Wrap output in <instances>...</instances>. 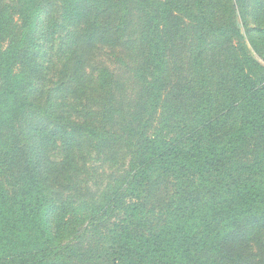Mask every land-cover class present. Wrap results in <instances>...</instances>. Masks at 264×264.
I'll return each mask as SVG.
<instances>
[{"label": "trees", "instance_id": "16d2710c", "mask_svg": "<svg viewBox=\"0 0 264 264\" xmlns=\"http://www.w3.org/2000/svg\"><path fill=\"white\" fill-rule=\"evenodd\" d=\"M13 1L26 17L28 31L21 40L13 37V21L8 17L12 6L0 0V264H53L51 255L59 264L63 254L75 249L54 243L42 179L44 162L32 146L35 135H29L33 127L27 95L35 77L19 67L26 60L39 72L34 53L30 59L22 53L25 39L35 34L40 0ZM73 1L88 24L87 41L112 46L121 42L133 0H111L113 17L121 14L115 29H106L110 23L102 26L100 21L101 5L107 0ZM236 1L242 13L243 0ZM196 3L198 16L188 0L150 3L151 23L141 37L142 42L149 39V52L138 72L143 89L139 108L148 115L159 109L151 110L153 105L163 104L158 131L137 136L130 172L110 196L112 208L121 207L125 215L102 235L100 247L90 257L94 264H249L248 248L262 236L264 77L260 82L257 78L255 88L253 63L247 57L235 58L228 93L214 97L206 89L201 91L204 78L199 75L204 70L198 53L184 61L178 49L189 29L200 50L205 30L223 34L232 18L223 11L221 0ZM221 15L226 22L217 20ZM161 22L163 40L157 35ZM168 52L179 62L173 66L181 75L164 102L160 90L166 85ZM16 64L18 70L13 72ZM150 69L160 73L153 81L147 77ZM91 132L95 138L101 136L95 129Z\"/></svg>", "mask_w": 264, "mask_h": 264}, {"label": "rangeland", "instance_id": "374dc122", "mask_svg": "<svg viewBox=\"0 0 264 264\" xmlns=\"http://www.w3.org/2000/svg\"><path fill=\"white\" fill-rule=\"evenodd\" d=\"M7 1L12 6L8 17L13 21V37L21 40L28 31L24 25L26 17L22 18L13 0ZM165 1H131L125 14L126 31L116 46L85 39L88 24L73 0L39 2L37 28L31 39H25L22 53L26 59L34 53L33 61L39 72L36 74L37 69L24 59L19 67L35 77L27 95L28 119L33 127L29 135H35L31 138L32 146L35 145L37 158H43L44 162L42 179L51 208L54 243L75 249L69 255L59 252L64 255L59 264H94L90 257L100 247L102 235L125 215L121 207L112 208L110 196L130 172L131 153L139 141L137 136L141 134V139L158 131V114L163 104L153 105L151 110L159 109L148 115L140 111L143 89L138 72L149 52V39L143 43L141 37L151 23L150 3ZM221 2L223 11L232 18L223 34L205 30L200 52L189 29L178 49L184 61L191 53H198L204 70L199 75L204 78L201 91L206 89L214 97L229 92L235 58L247 57L253 63L255 88H258L257 78L260 82L264 77V0H243L242 13L236 0ZM188 3L198 16L196 0ZM113 4L107 0L101 5L102 26L110 23L106 29H115L121 16L113 17ZM90 5L95 9L96 4ZM221 18L226 22L223 15L217 20ZM164 28L161 22L157 33L161 40L166 35ZM181 49L185 51L183 54ZM166 57L169 59L166 85L160 90L164 102L168 101L166 94L170 93L175 79L181 75L179 67L173 66L180 64L171 52ZM17 70L16 64L13 72ZM157 75H160L157 69H150L147 77L153 81ZM92 129L101 136L93 137ZM162 133L165 135L167 131ZM125 201L129 204L131 200ZM257 241L248 248L249 264H264V228ZM51 259L53 264H58L54 256Z\"/></svg>", "mask_w": 264, "mask_h": 264}]
</instances>
